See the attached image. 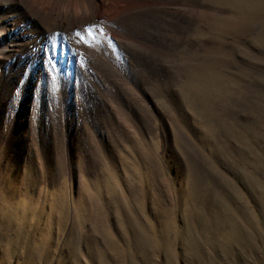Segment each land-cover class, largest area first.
Instances as JSON below:
<instances>
[{
  "label": "rangeland",
  "instance_id": "rangeland-1",
  "mask_svg": "<svg viewBox=\"0 0 264 264\" xmlns=\"http://www.w3.org/2000/svg\"><path fill=\"white\" fill-rule=\"evenodd\" d=\"M115 1L119 7L166 6L189 18L181 34L163 44L165 57L149 62L145 80L160 95L147 91L132 72L121 78L136 103L121 109L104 93L120 125L116 141L91 114L72 123L75 97L69 106L56 97L58 129L46 134L51 141L59 135L63 163L55 154L46 159L38 145L46 127L37 118L34 91L28 95L34 105L23 109L16 102L10 116L3 109L5 136L25 110L29 136L23 147L33 156L16 162L0 156V264H264V0ZM115 13L101 11L99 17ZM81 19L72 26L90 29L88 34L96 30L109 57L124 55L133 65L128 51L118 53L130 44L118 45L115 29ZM25 22L20 14L17 23ZM139 42L157 46L148 36ZM79 55L77 47L53 57L63 62L65 81L73 64H80L82 78ZM208 57L217 82L210 87L209 106L195 114L181 89L183 66ZM159 62L172 74L169 80ZM43 69L52 85V74L44 64ZM140 106L152 121L150 132L138 117ZM134 116L137 121L129 119ZM70 138L81 139L76 149L81 158L68 153Z\"/></svg>",
  "mask_w": 264,
  "mask_h": 264
},
{
  "label": "bare ground",
  "instance_id": "bare-ground-1",
  "mask_svg": "<svg viewBox=\"0 0 264 264\" xmlns=\"http://www.w3.org/2000/svg\"><path fill=\"white\" fill-rule=\"evenodd\" d=\"M115 2V0H0V113L5 109L6 112L4 113L10 116L14 106L17 105L16 102H19L20 107L24 109V106L31 102L28 95L34 91L36 98L35 102H33L35 103L37 118L41 123L43 122V130L46 127V130L42 132L44 135L42 142L38 144L46 159L55 154V160L63 163L62 141L59 135L57 134L56 139L51 141L46 134L50 127L55 128L56 132L58 129V106H56L58 103H56V97L62 96L66 106L71 104V96L75 97L73 107L70 110L68 107L72 123L73 121L77 122L80 118L83 119V116H87V114L88 116L91 114L97 117V120H102L106 125L107 136L111 140L116 141L117 137H119L116 134V130L120 128V125L114 121L109 100L104 97V93L109 92L116 100V104L121 106V109L125 105L132 106L138 100L133 93L126 89L123 78H121L122 75L132 72L140 77L147 91L155 97L160 95L158 90L154 89L155 87L149 88L151 86L150 82L145 80L147 79L146 74L148 75V72L152 69L149 62L161 60V56L164 54L161 53L164 48L163 44L170 43V38L180 33L182 29L180 26H185L182 24L189 23V18L186 16L187 14H183L184 12L163 8L166 6L151 8L147 5L150 7L148 8L139 4L133 7H119L117 6L118 2L116 3L117 5H114ZM151 4L153 7L154 3ZM101 11H105V14L109 13V11H115L116 13L114 16L105 17L102 20L99 17ZM20 14H25L26 16L24 26H19L17 23V17ZM77 18L84 19L90 26L95 27L97 24H101L112 28V30L115 29L117 31L116 34H119L117 35L118 42L116 41L119 43L118 45H123V42L130 44L124 50H118V53L120 51H128L133 65L131 67L127 65L123 60L124 55L121 56L122 58L119 56L118 59L109 57L103 47L107 45L104 44V40L99 39L100 35L96 30L92 34H88L80 26H72V20ZM172 22L175 24H172ZM187 27L185 28L187 29ZM170 29L173 30L172 34L167 36L166 32ZM147 36L154 38V44L157 45H155V49L149 48L145 44L143 46L139 42L140 38H147ZM175 46L177 47V45ZM49 47L52 49L51 53L45 51ZM77 47L81 49V56L77 57L80 58L84 65L82 66L84 67V74L81 78L77 69L80 64H73L69 69L68 79L65 81L66 69L63 66V62L55 61L53 57L60 51L73 53ZM97 50L99 51L97 52ZM102 54L107 56L111 63L104 60L106 57L100 59L97 56ZM46 60L48 64L57 65L55 69L48 70L55 77V87H53V84L47 85L45 82L47 76L44 72L43 64L45 65ZM200 62L201 64L199 65L183 66L187 76L184 86L182 85L184 88L181 89L183 90L182 93L185 96L186 103L191 107V109L188 108L195 114L200 108L209 106L210 87L217 82L211 77L214 72L212 73L210 70L211 72L209 73V67H212L209 57L208 59L203 58ZM159 65V69L162 72L168 71L169 80L172 74H170L169 70L162 67L161 65L163 64H160V62ZM76 77H80L81 80H76ZM153 85L155 86V84ZM44 103H48V107L52 108L53 114L48 111ZM139 110L138 117L143 122L142 127L150 132L152 121L144 112L143 107L140 106ZM24 111L21 110L20 114L15 116L12 130L8 136H5L3 131H0V142L4 138L6 139L0 156L11 159L14 162L18 161L19 158L32 160L33 156L31 151L27 152L23 147V142L29 136L28 127L25 128L27 123ZM49 116L50 118L52 117L51 121ZM129 119L136 120V117H130ZM2 122L0 118V125ZM20 131H23V133H19ZM18 135H20L21 141H17ZM80 140L79 138L77 140H72V138L68 140V153H71L72 156L75 153L76 157L80 156L81 158L82 154L76 151L77 147L81 145ZM50 142H53V144ZM86 145L88 144L86 143ZM7 154H9V158L6 157ZM77 170L79 172L82 171L80 165Z\"/></svg>",
  "mask_w": 264,
  "mask_h": 264
},
{
  "label": "snow or ice",
  "instance_id": "snow-or-ice-1",
  "mask_svg": "<svg viewBox=\"0 0 264 264\" xmlns=\"http://www.w3.org/2000/svg\"><path fill=\"white\" fill-rule=\"evenodd\" d=\"M85 31H90V29H85ZM45 51L51 53L52 52V49L51 47H49L48 49H46ZM45 67H46V70H53L57 67V65L55 64H48L47 60L45 61ZM55 77H53V87H55Z\"/></svg>",
  "mask_w": 264,
  "mask_h": 264
}]
</instances>
